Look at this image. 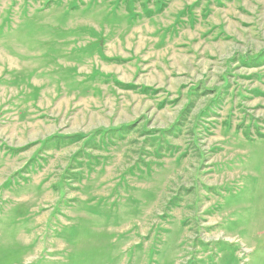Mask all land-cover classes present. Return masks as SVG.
I'll list each match as a JSON object with an SVG mask.
<instances>
[{
	"label": "rangeland",
	"instance_id": "1",
	"mask_svg": "<svg viewBox=\"0 0 264 264\" xmlns=\"http://www.w3.org/2000/svg\"><path fill=\"white\" fill-rule=\"evenodd\" d=\"M0 264H264V0H0Z\"/></svg>",
	"mask_w": 264,
	"mask_h": 264
}]
</instances>
